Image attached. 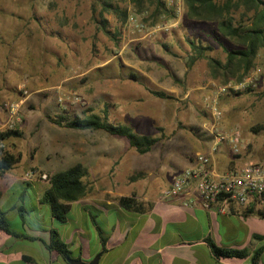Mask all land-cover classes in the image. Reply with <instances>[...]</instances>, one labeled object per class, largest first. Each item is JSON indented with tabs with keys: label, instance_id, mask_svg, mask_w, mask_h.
I'll return each mask as SVG.
<instances>
[{
	"label": "rangeland",
	"instance_id": "374dc122",
	"mask_svg": "<svg viewBox=\"0 0 264 264\" xmlns=\"http://www.w3.org/2000/svg\"><path fill=\"white\" fill-rule=\"evenodd\" d=\"M120 5L127 10V18L122 23L104 12L107 33L97 23L101 7L96 0H0V131L16 128L22 133L2 141L0 148L19 156L18 175L28 169L35 172L32 177H49L73 164L82 145L97 137L106 142L103 135L59 126L49 119L60 115L71 119L91 113L102 117L107 112L110 122L130 126L139 133L133 124L121 120L120 112V108L138 107L146 119L135 121L136 126L149 132L146 134L164 137L157 146L182 151L193 144L199 147L211 138L204 126L212 116L204 107L202 94L196 93L193 100L182 95L187 87L205 83L208 77L205 58L188 65V56L195 54L190 41L209 47L205 54L220 60L225 59L227 50L241 45L222 35L215 21L190 18L185 0L177 13L166 3L168 13L159 16L151 15L152 7L138 12L130 0H122ZM140 24L144 27L139 28ZM166 25L167 30L161 29ZM154 26L158 29L152 31ZM251 74L254 86L237 91L228 88L218 98L222 110L219 128H238L244 139L246 148L235 158L239 163L264 155V48L242 81ZM153 82L176 86L177 98L173 94L163 101L152 95L145 87L158 89ZM137 97L141 98L139 105L133 101ZM108 101L116 110H111ZM198 150L190 156L203 154ZM226 158L228 169L234 158L231 154ZM117 169L114 178L127 192L134 185L125 182L126 176L141 168L121 162ZM168 178V174L160 178L155 189L166 184ZM1 189V209L10 228H24L23 221L25 228H60L49 206L38 204L36 183ZM14 205H22L23 216ZM85 220L73 204L66 228L83 226ZM86 224L93 228L88 216Z\"/></svg>",
	"mask_w": 264,
	"mask_h": 264
},
{
	"label": "crops",
	"instance_id": "0c3cea01",
	"mask_svg": "<svg viewBox=\"0 0 264 264\" xmlns=\"http://www.w3.org/2000/svg\"><path fill=\"white\" fill-rule=\"evenodd\" d=\"M203 81L205 83L198 82L187 87L183 91V98L193 100L191 97L196 93L203 97L207 94L214 95L216 88L223 85L209 75ZM153 84L158 90L175 95L176 98L179 94L178 88L167 82ZM134 100L139 105L141 98ZM107 104L111 110H116L113 102L108 101ZM172 110L176 112V108ZM120 112L121 120L133 124L138 134L149 133L136 126L135 121L146 119L138 107L120 108ZM105 115L110 122L107 112ZM95 131L91 133L103 135L106 142L98 141L97 137L90 144L82 145L75 153L74 163L70 165L80 163L87 169L89 175L84 181L88 184L89 191L86 196L70 203L67 220L60 222V228H25L23 221L24 228H11L15 235L0 229V264H69L57 251L48 250L44 244L49 240L50 230L53 228L66 243L71 258L86 262L100 254L98 264H264V218L253 214L243 215L242 208L236 206H232L229 213L209 212L197 201L195 204L188 202L193 195H181L171 199L161 197L174 176L194 164L191 153L199 151L198 148L203 153H208L211 138L208 137V141L199 147L191 142L193 145L182 151L157 146L158 141L148 152L140 154L124 137L110 135L102 130ZM114 141L119 144L114 145ZM227 156H230L228 146L223 143L212 157L213 165L218 171L225 170ZM121 162L131 168L134 165L141 168L126 176L125 182L134 185L127 192L118 187L119 184L114 178ZM18 163L10 170L0 172L1 208V188L7 191L15 185L34 186L36 183L39 185L37 202L41 204L40 198L49 186L48 181L39 177L27 178L25 174L28 169L18 175ZM31 166L42 170L37 165ZM166 174L169 176L166 184L155 189L157 181ZM123 196L132 197L142 209L128 210L121 207L118 199ZM73 204L77 205L86 220L89 217L93 228L86 227V220L83 226L80 224L74 228H66ZM12 207L18 209L22 205ZM100 234L105 237L104 252L101 251ZM208 239L222 248L244 250L246 255L240 258H216L211 253ZM259 250L258 259L254 262L252 257Z\"/></svg>",
	"mask_w": 264,
	"mask_h": 264
},
{
	"label": "trees",
	"instance_id": "16d2710c",
	"mask_svg": "<svg viewBox=\"0 0 264 264\" xmlns=\"http://www.w3.org/2000/svg\"><path fill=\"white\" fill-rule=\"evenodd\" d=\"M100 5L99 26L107 32L106 27L108 20L104 17V12H109L115 17L120 18L124 23L127 18V10L122 8V0H96ZM138 12H145L148 7H152L151 15L159 16L168 13L165 0H130ZM187 15L190 18L215 21L219 32L230 37L241 45L238 49L226 51L225 59L220 60L207 56L205 51L207 46L199 45L190 41L191 49L195 54L189 56L188 65L200 58H205L208 64V75L217 79L221 84L233 80L236 83L241 82L250 70L254 67L256 56L264 48V0H185ZM238 12V17L234 14ZM108 33V32H107ZM131 73V77L136 79L137 76ZM149 93L161 98H173L167 92L158 89L145 87ZM56 125L68 127L77 130H102L110 135L124 137L129 145L136 152L143 154L148 152L154 144L160 141L161 137L147 134H138L130 126L114 124L107 120L106 115L102 117L91 113L83 117H74L71 119L60 115L55 118H49ZM257 131V128H253ZM22 133L16 129H6L0 131V143L11 137H20ZM0 172L10 170L19 162V156L0 148ZM88 175L87 169L80 163L72 165L66 169L56 171L49 176V186L43 192L40 202L47 204L50 214L59 222L67 220V214L70 203L83 198L89 191L88 184L84 181ZM1 199V192H0ZM121 207L128 210H140L141 205L130 196H123L118 199ZM20 215L23 216V207H19ZM243 215H257L264 218V211L251 203L242 208ZM0 229L8 234L15 235L10 228L5 212L0 207ZM28 239H33L27 235H21ZM102 248L105 251V237L100 234ZM214 257H244V250L226 249L215 245L210 239L207 240ZM48 250H55L64 259L71 258L70 251L62 241L56 229L50 230L49 240L44 242ZM260 250L253 255V261L256 262Z\"/></svg>",
	"mask_w": 264,
	"mask_h": 264
},
{
	"label": "built area",
	"instance_id": "2783aa9c",
	"mask_svg": "<svg viewBox=\"0 0 264 264\" xmlns=\"http://www.w3.org/2000/svg\"><path fill=\"white\" fill-rule=\"evenodd\" d=\"M175 13L182 9L184 0H165ZM131 20V19H130ZM144 27L143 24L139 28ZM169 26H162L167 30ZM152 31L158 29L154 26ZM255 74V72H253ZM252 74L244 81L238 83L228 82L216 88L214 95L203 98V104L212 116L209 124L204 128L211 137L208 153L197 154L194 164L184 168L174 176L171 184L166 187L161 197L165 199L176 198L181 195H193L188 202L195 204L199 202L209 212L229 213L232 206L245 207L254 203L256 207L264 211V155L255 161H244L239 163L236 157L246 148L241 131L238 128L224 131L219 128L222 110L218 107V98L228 88L235 91L254 86ZM225 143L232 159L230 168L218 171L212 157ZM35 172L29 171L25 174L31 178ZM41 179L49 182L46 174H40Z\"/></svg>",
	"mask_w": 264,
	"mask_h": 264
},
{
	"label": "water",
	"instance_id": "95a60500",
	"mask_svg": "<svg viewBox=\"0 0 264 264\" xmlns=\"http://www.w3.org/2000/svg\"><path fill=\"white\" fill-rule=\"evenodd\" d=\"M99 257H100V254H97L96 256H94V258L89 261V262H86V261H83L81 259H75V258H69L67 260V262L69 264H98V260H99Z\"/></svg>",
	"mask_w": 264,
	"mask_h": 264
}]
</instances>
